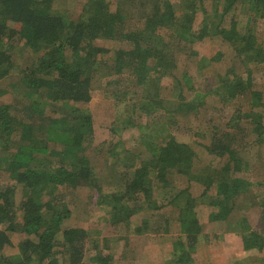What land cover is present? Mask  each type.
Masks as SVG:
<instances>
[{"label":"trees","instance_id":"trees-1","mask_svg":"<svg viewBox=\"0 0 264 264\" xmlns=\"http://www.w3.org/2000/svg\"><path fill=\"white\" fill-rule=\"evenodd\" d=\"M54 1L0 0V80L9 81L0 84V176L3 170L8 175L0 181V264H113L114 254L106 252L113 238L101 241L78 220L67 221V190L83 186L110 223L130 233H157L160 245L164 238L171 242L161 263L151 264H227L218 256L231 233L240 237L241 252H256L239 254L237 264H264V255H257L264 252V88H255L248 67L252 62L264 71L256 28L264 25V0H140L145 18L136 23L122 0H80L76 16ZM197 14L203 15L198 24ZM214 37L229 42L236 56L224 75L207 81L206 95L224 108L235 104L229 129L213 124L209 142L201 144L211 158L206 162L190 141L206 136L191 124L207 96L188 100L175 70L178 56L197 55L194 44ZM102 40L120 46L105 57L112 48L98 44ZM101 64L107 69L99 88L118 98L114 133L150 130L154 118L163 119L161 136L157 143L147 137L145 153L122 154L118 141L109 157L95 144L89 103ZM14 72L17 80L10 81ZM125 75L132 79L124 81ZM11 88L25 91L27 103L4 99ZM99 155L102 166L95 164ZM196 162L203 167L193 168ZM103 166H120L123 174L105 180L98 174ZM185 181L204 188L195 196L189 186L178 188ZM104 182L113 185L108 190ZM169 207L170 218L156 216ZM201 208L209 209L208 217ZM214 224L225 229L207 231ZM135 260L130 264H144Z\"/></svg>","mask_w":264,"mask_h":264},{"label":"rangeland","instance_id":"rangeland-1","mask_svg":"<svg viewBox=\"0 0 264 264\" xmlns=\"http://www.w3.org/2000/svg\"><path fill=\"white\" fill-rule=\"evenodd\" d=\"M174 5L177 3H181V0H171ZM140 0H122L121 7L122 9L126 8V13L128 15H133L135 20L132 23H136L140 19H144L145 16H143L144 11L142 10V7L140 4H138ZM54 7L60 8H66L71 16H76L77 14L81 13L82 11V1L80 0H55ZM175 7V6H174ZM145 10H149V7H145ZM181 12V11H179ZM138 15V16H137ZM202 14H197V24L199 21L202 20ZM260 27V28H259ZM256 28H259L260 30H257L258 33V39L260 42L264 44V25H258ZM98 44L103 45L105 47L112 48L110 53L107 55H104L105 57L111 56L114 54V49L118 48L120 46L119 43H116L111 40H102L99 41ZM124 45V43L121 42V45ZM126 46V45H124ZM194 50L197 52V55H193L191 57H188L186 54H181L178 56L177 59V68L175 70L176 75L181 80L184 86V92L188 100L194 101L195 99L200 100L203 96H205L208 92L205 91V85L207 81L210 79L218 80L219 76L224 75L226 71L228 70V67L235 63L233 62L236 56L235 48L227 41L223 40L222 38H207L201 42H197L194 44ZM218 52H223L222 58L219 61H213L210 62L209 59H212ZM21 56V55H20ZM18 60H20L18 58ZM22 62V61H21ZM239 64V61H237ZM249 68L253 69L252 73V80L256 83V89H263L264 85V71L260 66H256L252 62L248 64ZM247 67V68H248ZM240 71H243L246 69L244 66H238ZM107 67L104 64H101L99 66V70H97V75L92 79V88H93V98L91 102L89 103V110L93 116V128H94V140L95 144L99 146L102 150H106L105 153L109 154L110 147L114 146V144L118 141H122L117 145L118 152H124L125 149L140 151V152H146V148L148 144H150L147 140V137H151L153 141L156 142L155 138L160 137L159 134L162 132V126L161 123L163 119H159L157 116L155 121L153 123H150V130L142 131L141 128L137 127H129L124 128V130L120 133H114L113 131V122H114V116L116 115L117 111V99L115 96H107L104 93L103 88L100 89V79L99 77L105 73L104 70H106ZM182 73L186 74L188 77L187 79H184L182 77ZM15 78L10 81L17 80V77L19 74L14 72ZM171 77L165 78V81L168 80ZM122 79L125 80H131L132 78H129L128 76H123ZM9 82V81H6ZM3 80H0V84L2 86L5 85ZM125 85L124 83L122 84ZM6 86V85H5ZM4 86V87H5ZM127 86V84H126ZM125 86V87H126ZM8 87V86H7ZM21 89H13L8 91L9 94L4 96V99L12 98L15 105H22L27 103L28 94H26L25 91H20ZM167 95H170V99L173 98L171 96L172 89H168L165 91ZM207 98L204 97V100L206 99V103L204 106H199V111H195L196 113H193V128L195 130H201L203 128L204 132L206 133V136H194V139L191 140V145L195 147V149L201 154L198 157H201L200 160H204L208 162L211 158L208 156H204L205 154H202L204 151V148L201 144H207L209 136H211V132L215 126L213 124L217 123L219 125H222V130L225 131V129H229L227 126L228 122L231 120V113L234 108L235 101L232 103H228L226 108H224V105H220L216 100L212 99L210 95H206ZM126 101V100H125ZM24 102V103H23ZM128 102V100H127ZM218 104V105H217ZM197 105V103H196ZM216 106H219L217 109ZM20 107V106H19ZM138 117H140L139 110L137 111ZM180 118L189 121L191 120V116L186 115H180ZM153 119V118H151ZM153 121V120H152ZM140 122V118H139ZM146 122L143 123V127H146ZM229 125V124H228ZM201 126V127H200ZM177 131V130H171ZM15 136V134H14ZM144 136V137H143ZM183 140H187L188 137L181 136L180 137ZM145 142V143H144ZM157 143V142H156ZM102 145L105 146L102 147ZM151 145V144H150ZM258 150V146L255 145L253 148V151L256 153ZM99 151V150H98ZM110 157V154H109ZM110 162H112L110 160ZM100 163V164H99ZM102 156L99 155L97 160L95 161V164H99L102 166ZM199 167H203L202 163H197L195 168L196 170H199ZM119 166V168H116L114 171L111 170L109 167L103 166L99 168V176L103 177L104 179L107 177L110 178H117L119 180L121 173L123 174V170ZM2 172V171H1ZM3 175L0 176V181H4L8 179L7 171L2 172ZM178 178H181V175H177ZM186 179V177H185ZM107 180V179H105ZM113 184L111 183H105L104 187L105 189H110V187ZM185 186H189L191 193L195 196H198L204 186L200 183L196 182H190L187 181L181 183L178 188H183ZM69 191V192H68ZM66 195V201L69 203V207L71 210V216L68 218L67 221H70L71 218L73 220H78L82 225L84 224L87 229L90 231H94L96 233H100L101 237H108L113 238V240L109 241L108 244V250L106 252H112L114 254V260L113 264H130L134 259L135 262L142 261L144 264H151L154 263V261L161 263L162 259L161 257L165 256L164 254L168 252L170 241L166 238L161 239V245L158 243L157 239L154 241L155 237H157V233H149V234H138V233H130L129 228L127 226H120L114 225L110 223V220L105 219V212L92 201V196L90 195V191L88 188L78 187L77 189H69L67 190ZM21 196V190L19 189L17 191V197L18 199ZM200 210L201 215L204 217H208V214L210 213L209 209L201 208ZM171 207L167 209L162 210L161 212L156 213L159 217V219L162 218H170L169 216H172L170 214ZM134 222H137L139 219L135 217ZM178 226V225H177ZM209 232H215L222 231L225 229V226L222 224H214L211 225L209 228V225L207 226ZM174 237L178 235V229L175 227V225L172 227L171 230ZM152 234V235H151ZM94 235V234H93ZM119 236L124 238L123 240L119 239ZM126 237V238H125ZM103 238H101L102 241ZM125 242V245H124ZM106 247V246H105ZM243 248L242 241L240 237L234 233L227 234V236L224 239V247H223V253L222 256H218V259L220 258L223 262H226L227 264H237V259L240 257L239 254H242L243 256H248L250 254H255L251 252H241L240 250ZM17 249H7L5 252L8 254H11L13 252H16ZM126 252V256H125ZM257 255H264V252L257 253ZM166 258V257H165ZM170 259V257H167ZM93 263V262H89Z\"/></svg>","mask_w":264,"mask_h":264}]
</instances>
